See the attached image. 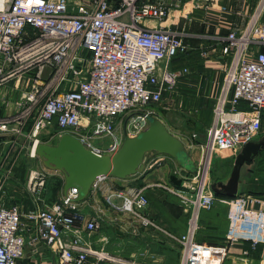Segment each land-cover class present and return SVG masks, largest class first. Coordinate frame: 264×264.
<instances>
[{
    "label": "built area",
    "instance_id": "1",
    "mask_svg": "<svg viewBox=\"0 0 264 264\" xmlns=\"http://www.w3.org/2000/svg\"><path fill=\"white\" fill-rule=\"evenodd\" d=\"M194 1L209 6L215 0ZM170 8L167 0H0V108L7 102L4 86L30 84L16 111L0 116L2 142L22 137L31 121L27 140L32 157L38 156V135L53 126L98 154L117 152L124 133L134 137L144 130L149 117H157L152 106L166 93H174L189 72L172 66L176 56L190 49L182 33L145 24L163 22ZM220 42L229 62L197 170L186 176L181 188L167 187L188 215L184 233L167 232L180 246L179 264H224L234 243L249 242L251 249L264 245V203L254 208L251 204L259 200L251 196L226 200L224 246L197 239L203 212L221 200L212 189V160L222 149L236 156L263 128L264 0L258 1L242 28L231 30ZM121 115L130 117L119 128ZM96 138L109 142L96 144ZM57 172L46 167L31 170L26 188L33 204L27 210L9 204L6 178L0 180V264H19L28 245L36 251L45 246L57 264H148L110 250L107 236L97 237L101 223L83 208L85 201H75L78 188L44 204L42 192ZM106 178L95 181L91 194ZM121 196L120 210L144 227L161 229L146 214L150 201L145 188ZM248 255L244 250L243 261Z\"/></svg>",
    "mask_w": 264,
    "mask_h": 264
},
{
    "label": "crops",
    "instance_id": "2",
    "mask_svg": "<svg viewBox=\"0 0 264 264\" xmlns=\"http://www.w3.org/2000/svg\"><path fill=\"white\" fill-rule=\"evenodd\" d=\"M258 1L215 0L211 5L205 6L196 4L194 0H180V2L167 0L171 8L163 22L156 20L145 22L147 26L162 25L182 33L185 43L190 47L187 54L173 62L176 69L186 67L189 70L180 78L176 93L171 97L176 107L185 106L178 110L187 114L193 109L188 106L190 101H196L199 105L198 109L213 111L229 62V56L222 53L220 38L227 36L231 30L242 28ZM11 84L14 83L8 85ZM9 89L10 87H3L1 90L7 102L0 108V116L11 115L17 109L18 96L15 97ZM168 113L160 112L157 118H160L172 133L184 141L197 166L202 156L201 147L206 141L211 119L208 124L195 122V125L191 126L192 132L198 134L196 138L190 137L187 133V136L181 137L178 131L170 127L172 122L167 118ZM65 133L68 132L62 134ZM262 136H264V120L262 131L257 138ZM227 155L225 152L219 153L216 159L228 158ZM190 173L172 157L165 154H153L145 173L127 179L108 176L83 203V208L97 216L101 223L97 237L107 236L111 241V246H121L124 251L126 250L127 257L136 258L144 263L179 264L180 246L169 237L167 232L181 235L186 229L187 212L180 206L177 195L167 187L181 188L186 176ZM54 175V178L62 183L59 190L61 196L64 192L65 176L63 172ZM225 178L226 176L216 175L213 180ZM157 183L163 186H158ZM138 187L145 188L150 201L148 216L161 229L144 227L131 214L119 209L123 203L121 193ZM242 192L239 196L257 198L259 202L251 205L256 209L262 208L264 203V148L260 151L250 172L243 170ZM20 205L25 206L22 200ZM227 206L226 199L221 198L214 208L204 213L202 230L198 238L199 243L213 246L225 245L224 236L228 228ZM244 250H249L245 261L241 258ZM31 253H26L19 264H23L25 259H28V264H57L56 256L45 246L39 247L37 251L31 248ZM224 264H264V245L260 244L255 249H251L249 242L234 243L229 247V254Z\"/></svg>",
    "mask_w": 264,
    "mask_h": 264
},
{
    "label": "water",
    "instance_id": "3",
    "mask_svg": "<svg viewBox=\"0 0 264 264\" xmlns=\"http://www.w3.org/2000/svg\"><path fill=\"white\" fill-rule=\"evenodd\" d=\"M3 140L5 137L0 136V143ZM263 148L264 136L245 144L235 156L230 175L212 182L216 195L239 196L242 192V172L244 169L250 172ZM36 154L47 169L63 172L65 195L71 188H78L77 202H84L90 197L93 185L100 177L127 179L145 173L153 154L168 155L191 173L197 170L184 141L157 117H149V125L134 137L125 132L122 145L114 154H98L70 133L61 135L56 145L39 143ZM23 264H28V259Z\"/></svg>",
    "mask_w": 264,
    "mask_h": 264
},
{
    "label": "rangeland",
    "instance_id": "4",
    "mask_svg": "<svg viewBox=\"0 0 264 264\" xmlns=\"http://www.w3.org/2000/svg\"><path fill=\"white\" fill-rule=\"evenodd\" d=\"M175 64H172L173 67H176ZM30 84H23L20 83L19 85L17 84H11L8 86H4V88L10 87L9 90H11L15 97L18 96V101H20V98L30 86ZM176 92L169 94L166 93L164 96V99L161 103L152 106V110L154 111L153 116L159 115L160 112H169L167 114V118L172 122L171 128L174 131H178V135H181V137L187 136L194 133L192 132L191 126L195 122H200V123H206L208 124L209 120L211 119V111L210 110H200L197 107L199 105L196 104V101H190L188 106L193 107L191 112H182L178 109H181V107L185 106H175L173 105V102L171 101V97ZM179 104V103H178ZM175 106V107H174ZM130 116L126 115H121L117 119V124L119 128L125 127V122L129 119ZM167 119V120H168ZM129 121V120H128ZM31 122V121H30ZM30 122L24 126L23 132L24 135L17 140H11L10 138L8 141L0 143V180H4L6 178V188L8 190V202L9 203H17L20 205V201L24 202L25 206L23 207V210H27L32 208L33 204V197H31V194L27 191L26 188V182L29 178V174L31 170L33 169H44L45 166L42 163V160L40 159L39 156L32 157L30 155L29 151V142L27 140V135L31 131V124ZM170 122V123H171ZM182 130V131H181ZM67 130H61L57 128L56 126H53L50 129L42 131L38 135V139L40 140L41 143H46L51 144V145H56L59 140L60 136L63 135L62 133L66 132ZM183 132V133H182ZM66 134V133H65ZM45 141V142H43ZM96 144H101L103 145L105 142L108 143L109 140L107 138H96L94 140ZM227 153L229 156L228 158H221V159H216L214 158L212 160V164L210 167V175L213 179L215 176H226V178L230 175L233 166H234V160L235 156L234 155H229L228 151L225 149L217 153ZM200 160V158H199ZM11 169V173L9 174V170ZM60 173H54L58 174ZM55 175H50V178H48V181L46 183L45 189L42 192V199L44 200V204H51L54 201L58 200L60 198L59 195V184L54 178ZM21 206V205H20ZM22 208V207H21ZM111 242V241H110ZM110 242L108 244V248L112 251H119L123 255L127 256L126 250L124 251L121 246L115 245H110ZM179 245V244H178ZM42 247V246H39ZM38 247V248H39ZM26 250L27 254H32L31 253V248L32 246L28 245Z\"/></svg>",
    "mask_w": 264,
    "mask_h": 264
},
{
    "label": "trees",
    "instance_id": "5",
    "mask_svg": "<svg viewBox=\"0 0 264 264\" xmlns=\"http://www.w3.org/2000/svg\"><path fill=\"white\" fill-rule=\"evenodd\" d=\"M188 53V51L187 52H185V53H181V54H179L178 56H176L175 58H174V60H173V62L175 61V60H177V59H180L181 58V56L182 55H184V54H187ZM173 62H172V64H173ZM212 116H213V111H211V120L210 121H212ZM219 180H221V179H212V181L213 182H217V181H219ZM56 181L58 182V184H59V188L61 189V185H62V183L60 182V181H58V179H56ZM241 193H243V192H241ZM241 195V194H240ZM220 198H223V199H226V200H230L231 198H229V197H226V196H222V195H218ZM180 204V203H179ZM149 206H150V203H149ZM180 206H181V204H180ZM148 210H149V208H148ZM148 210L146 211V214L148 215ZM208 211V210H207ZM206 212V211H205ZM205 212H203V215H204V213ZM227 212H228V206H227ZM203 215H202V220H201V229H200V232H199V235H198V238H199V236H200V233H201V230H202V224H203ZM150 217V216H149ZM151 218V217H150ZM152 219V218H151ZM228 219V218H227ZM187 220H188V215H187ZM186 226H187V224H186ZM185 232V231H184ZM183 232V233H184ZM226 232H227V230H226ZM226 232H225V235H226ZM175 234V233H174ZM178 235H180V234H178ZM197 238V239H198ZM224 239H225V236H224Z\"/></svg>",
    "mask_w": 264,
    "mask_h": 264
}]
</instances>
